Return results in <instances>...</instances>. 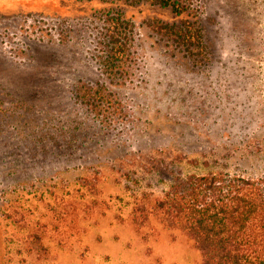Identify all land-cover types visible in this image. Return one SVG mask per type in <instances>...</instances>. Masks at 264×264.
<instances>
[{
  "label": "rangeland",
  "instance_id": "374dc122",
  "mask_svg": "<svg viewBox=\"0 0 264 264\" xmlns=\"http://www.w3.org/2000/svg\"><path fill=\"white\" fill-rule=\"evenodd\" d=\"M186 1L191 47L159 30L191 16L153 0H0V264H195L137 205L177 176H264V0Z\"/></svg>",
  "mask_w": 264,
  "mask_h": 264
},
{
  "label": "trees",
  "instance_id": "16d2710c",
  "mask_svg": "<svg viewBox=\"0 0 264 264\" xmlns=\"http://www.w3.org/2000/svg\"><path fill=\"white\" fill-rule=\"evenodd\" d=\"M153 1L171 7L177 15L191 16L180 24H163L159 30L186 47L196 45L199 34L194 40L195 16L190 2ZM116 21L123 20L118 17ZM127 42L121 25L111 34L104 53L103 69L108 77L124 76L129 71ZM150 214L192 241L201 253L195 264H264V176H244L224 169L177 176L149 207L137 205L133 222H144Z\"/></svg>",
  "mask_w": 264,
  "mask_h": 264
}]
</instances>
